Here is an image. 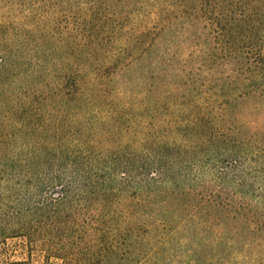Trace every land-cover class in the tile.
<instances>
[{"label": "trees", "instance_id": "obj_1", "mask_svg": "<svg viewBox=\"0 0 264 264\" xmlns=\"http://www.w3.org/2000/svg\"><path fill=\"white\" fill-rule=\"evenodd\" d=\"M33 243L264 264V0H0V264Z\"/></svg>", "mask_w": 264, "mask_h": 264}, {"label": "rangeland", "instance_id": "obj_2", "mask_svg": "<svg viewBox=\"0 0 264 264\" xmlns=\"http://www.w3.org/2000/svg\"><path fill=\"white\" fill-rule=\"evenodd\" d=\"M28 247L19 238H10L2 245L1 251L8 254H15V257L26 256ZM31 259L36 262H44L45 264H59V260L51 258L48 261L44 259V251L39 244H31Z\"/></svg>", "mask_w": 264, "mask_h": 264}]
</instances>
